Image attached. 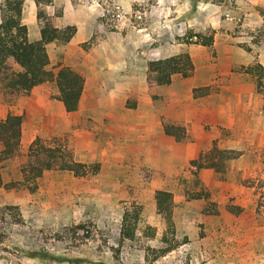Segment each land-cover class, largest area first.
Returning a JSON list of instances; mask_svg holds the SVG:
<instances>
[{
  "label": "rangeland",
  "instance_id": "rangeland-1",
  "mask_svg": "<svg viewBox=\"0 0 264 264\" xmlns=\"http://www.w3.org/2000/svg\"><path fill=\"white\" fill-rule=\"evenodd\" d=\"M45 1L23 0L21 20L27 26L29 40L39 37L42 23L37 19L38 11L58 17L59 24L91 25L94 30L80 44L82 54L77 50L74 56L65 58L60 49L67 43L54 42L48 48V69L54 74L66 62L67 67L86 71L103 64L104 75L109 69L124 66L135 75L134 86L141 93L139 76L149 59L187 52L196 70L195 75L192 72L188 77L193 76L198 90L190 94L189 80L177 76L172 85L160 90L161 95H151L153 100L162 105L166 93L187 109L191 108L189 104L205 106L209 108L206 120L216 104L239 114L240 119L246 118L248 107L257 115L264 111L255 92V77L246 73L247 67L258 62L242 64L241 56L235 52L236 48L251 51L254 45L264 44V19L259 26H252L256 19L243 2ZM4 3L0 0V21ZM257 10L264 17V4ZM206 29L215 31L210 47L183 42L185 34ZM93 47L102 61L89 65L85 53ZM88 99L86 95L82 111L78 112L79 121L70 128L54 82L38 85L28 97H7L0 92V115L23 117L20 155L16 159H0L1 184L21 179L20 163L28 145L37 137H57L73 147L77 160L99 165L90 179L67 171L45 172L35 191L6 190L1 186L0 264H264V133L255 130L257 122L253 123L254 130L247 128L251 132L245 129L239 135L231 129H220L218 133L216 127L213 130L203 122L201 129L175 140L177 144H192L200 152L207 151L213 140L220 148L239 146L243 156L228 162L225 174L206 169L208 172L201 178L199 170L190 166L185 167L184 173L176 174L169 167H183L182 162H168L164 156L156 163L157 168H150L138 152L136 138L128 139L129 145L123 151L118 139H109L105 128L93 120L102 119V113L92 108L90 111ZM135 99L127 97L128 107L134 106ZM168 141L160 140L161 151L167 150ZM219 182L230 185L231 199L217 186ZM161 189L189 200L186 212L193 217L184 219L176 210V236L186 237L187 241L164 255L156 251L165 229L154 205V193ZM205 192L215 194L223 203L217 217L207 223L201 204L190 202L193 195ZM226 204L240 205L242 212L238 216L229 213ZM135 209V235L121 240L123 213H133ZM147 225L156 229L153 240L147 236Z\"/></svg>",
  "mask_w": 264,
  "mask_h": 264
},
{
  "label": "trees",
  "instance_id": "trees-1",
  "mask_svg": "<svg viewBox=\"0 0 264 264\" xmlns=\"http://www.w3.org/2000/svg\"><path fill=\"white\" fill-rule=\"evenodd\" d=\"M40 3L41 0H35ZM51 0H46L49 4ZM23 0H5L1 7L0 21V92L7 97H26L35 86L54 82L58 91V100L66 112L76 111L83 90L84 80L81 75L68 67H61L55 74L48 69L49 58L45 46L51 42L67 43L75 33L74 26L59 28L55 25V16L38 11L37 19L42 23L39 38L31 41L28 37L27 26L22 22ZM215 31L206 29L202 32L185 34L183 42L204 47L213 43ZM194 65L187 52L177 53L165 58L150 60L147 63L145 82L147 87L168 85L173 76L186 78L192 74ZM246 73L255 77L256 91L262 94L264 103V67L254 64L246 68ZM198 89H194L196 91ZM206 90V89H203ZM205 91L204 94H206ZM22 115L8 114L0 119V159H16L20 155ZM164 133L176 140L184 137L183 126L162 122ZM239 151L220 149L213 142L211 148L200 153L196 160L191 161L197 168H212L217 173H225L226 162L236 159ZM99 170L98 164H86L75 159L73 149L57 137L35 138L28 145L24 160L20 163L21 179L1 184L6 190L37 189V181L45 172L67 171L81 179H90ZM196 171V170H195ZM147 178L145 175H141ZM264 197V193L261 195ZM261 197V198H263ZM192 198H204L206 193H197ZM155 210L160 221L165 225L161 233L156 251L158 255L175 249L187 241L186 237H177L172 219L175 206L172 193L157 190L154 193ZM260 203V202H259ZM227 210L234 215L241 211L238 206L228 205ZM214 203L203 208L205 214H217ZM138 211L127 210L121 219L120 238L132 239L137 228ZM147 236L153 240L156 235L155 227L146 226ZM2 226L0 225V230Z\"/></svg>",
  "mask_w": 264,
  "mask_h": 264
},
{
  "label": "crops",
  "instance_id": "crops-1",
  "mask_svg": "<svg viewBox=\"0 0 264 264\" xmlns=\"http://www.w3.org/2000/svg\"><path fill=\"white\" fill-rule=\"evenodd\" d=\"M238 1L243 2L246 5V11L247 12L249 11V13L253 14V16L255 17L256 20L255 22H253L252 26L257 27L259 26V24H262L264 17L259 14V11L257 9L258 6H262L264 4V0H247V2L245 0H238ZM55 25L59 28H63L65 26L75 27V33L71 38V40L67 42L65 46H62V48L60 49V54L64 53L65 58L74 56V52H78L77 50H79L80 53L83 52V49L81 48L80 44L86 42L93 35L94 32V30L91 28V25H89L88 27H83L80 24L70 23V22L67 24H62V23L59 24L58 17L55 18ZM53 44L54 42L47 44L45 46L46 51ZM235 52L237 53V55L241 56L242 61L240 62L242 64H250L253 61L257 60L258 64L264 67V44L254 45L251 51H243V50L239 51V48H236ZM85 54H86L85 57L87 58V60L85 61L88 62L89 65L93 64V62L102 61L101 58L97 57L99 53L98 50L96 51L94 47L90 49L88 53ZM150 60H155V59H149L145 63L146 65L143 67V70L141 71V75L139 76V82L141 86L140 89L142 90L141 93H139L134 86V82L136 79L135 75L133 74L132 71L125 69L124 66H120L118 69L115 68L109 69V72H107L105 75H104L105 73L104 71L106 68L103 64H99V65L93 64L94 66L87 71L75 67H68L71 70L77 72L79 75H81L84 80L83 90L81 93V97L79 99V105L77 110L73 112H66L64 110V113H66L68 120L67 121L68 127L72 128L79 121V117H77L79 116L78 112L80 113L82 111L81 110L82 102L85 99L86 95H88L89 96L88 105L90 107L89 110L91 111L92 108V110L95 109L102 113L101 114L102 119H98L94 117L93 120L97 122L98 125H102V127L105 128L106 132L109 134V139H116V140L118 139L119 143L117 141V144L121 149H123V151H125L129 145L128 139L136 138L138 152L144 156L143 159L148 163L150 168H157L156 163L158 162L159 159H161V157L164 156L165 158H167L168 162L176 161V160H180V162H182L183 167L182 165L180 166V168H178L177 165H172L169 167V169L173 172H176V174L184 173L185 167L190 166L191 168L195 169L196 172L199 170V176H201V178L203 174H206L208 172L206 169H212V168H206V167L197 168L196 166L191 165V161L196 160L199 154L203 152H200V150L196 149V147L194 148L192 144H186V143L177 144V142L175 141L176 139L173 136L164 133L163 125H162L163 121L167 123L170 122V124H174V125L179 124L180 126H183L185 130L184 136L191 134L194 129H199V128L201 129L202 128L201 124L203 122H207L205 124H209L213 130L216 127V132L218 133L220 129H225V130L231 129L232 131H237L238 135L241 134L243 131H245V129L252 128L253 123L257 122L258 124L255 130H257V132L259 133L260 132L264 133V111L260 115H257L254 113L253 109L248 107L245 114L246 118L240 119L239 114H234V112H230L226 109L224 110L220 107V105L216 104L210 109L211 117H209V119L206 120V118L208 117L207 111H209V108L205 106H197V105L193 106L189 104L191 108L187 109L186 105L184 107V104L178 103L179 100L175 101V98L172 97L169 98L166 93L165 96H163V98L164 99L167 98V99L165 100V102L162 103V105L156 100H153L152 99L153 97H151V95H161L160 90L172 85L174 78L177 76H173L171 83L168 85L156 86L153 88L147 87L145 82V77H146L145 74L147 69V63ZM68 65L69 64L66 62V64L62 66L67 67ZM195 74H196V70L194 69L193 75ZM186 79L189 80L187 81L188 82L187 86L189 87L188 91L191 94V91L197 89L199 85L195 84L196 80L193 78V76L186 77ZM36 87L37 86H35L32 89L31 93L34 92ZM254 88H255V92L260 96L261 105L264 109L263 98L261 94L256 91L255 83H254ZM207 94L208 92L205 95ZM128 96L130 97L133 96L134 98H136L134 106L128 107L126 101ZM61 106L63 108L62 103ZM6 116L0 115V119H4ZM248 131L251 132V129H249ZM217 136H219V134ZM163 138L169 140L168 148L166 151L160 150V140ZM213 142H215V144L217 145L216 140H213ZM87 145L89 146V143H87ZM198 147L199 146L197 145V148ZM71 148L73 149V147ZM220 149L236 150L240 152V155L236 159L229 160L226 162V166H225L226 170H227L228 162L236 161L243 156V153L241 152L239 146H237L236 149H229V148H220ZM217 186L221 188L225 196L227 195V197L230 199L231 197H233L232 192L228 190L230 186L229 184L219 182ZM166 191L171 192L170 190H166ZM205 193L208 195L207 200H205L204 198H191L192 200H190V202L195 201L197 205L201 204V206L199 207L202 213H203V208L205 207L207 202L214 203L216 205L218 210L217 214L213 215V214L203 213V217L204 218L206 217L204 222L207 223L212 221L213 218L217 217V215L219 214L220 206L223 203L221 199H219L215 194L213 193L208 194L207 192ZM172 196H173V201L175 203L172 212V219L175 218L176 210L180 211L181 216H183L184 219L190 220L191 218H193L190 213L186 212L187 211L186 208L189 204V200L185 199L183 195L176 197V195L172 193ZM154 205H155V201H154ZM224 206L226 211L231 213L229 210H227L228 204ZM232 206L240 207V205H236V204H232ZM241 212L242 209L238 214H236V216H238ZM175 234H176V229H175Z\"/></svg>",
  "mask_w": 264,
  "mask_h": 264
}]
</instances>
